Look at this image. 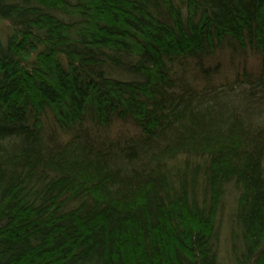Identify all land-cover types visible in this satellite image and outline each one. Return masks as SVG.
<instances>
[{
  "label": "trees",
  "instance_id": "trees-1",
  "mask_svg": "<svg viewBox=\"0 0 264 264\" xmlns=\"http://www.w3.org/2000/svg\"><path fill=\"white\" fill-rule=\"evenodd\" d=\"M0 23V264H264V0Z\"/></svg>",
  "mask_w": 264,
  "mask_h": 264
},
{
  "label": "rangeland",
  "instance_id": "rangeland-1",
  "mask_svg": "<svg viewBox=\"0 0 264 264\" xmlns=\"http://www.w3.org/2000/svg\"><path fill=\"white\" fill-rule=\"evenodd\" d=\"M0 25H2V28L4 27V24L0 23ZM236 63V62H235ZM246 66L247 68L251 69L253 68H260V62L258 60H254L252 58H250L248 61L245 62V64L242 65V63L240 64V67ZM237 65L235 66L234 63H232L231 61H225L224 67L225 71H227V73L234 74V68H236Z\"/></svg>",
  "mask_w": 264,
  "mask_h": 264
}]
</instances>
